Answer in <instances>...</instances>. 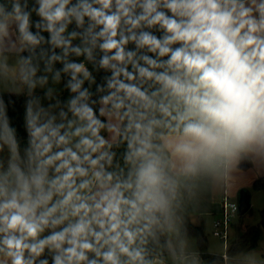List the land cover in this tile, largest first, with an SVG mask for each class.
Instances as JSON below:
<instances>
[{
	"label": "clouds",
	"instance_id": "clouds-1",
	"mask_svg": "<svg viewBox=\"0 0 264 264\" xmlns=\"http://www.w3.org/2000/svg\"><path fill=\"white\" fill-rule=\"evenodd\" d=\"M243 169L264 175V0H0V264H264L189 231L206 193L237 215Z\"/></svg>",
	"mask_w": 264,
	"mask_h": 264
},
{
	"label": "trees",
	"instance_id": "trees-1",
	"mask_svg": "<svg viewBox=\"0 0 264 264\" xmlns=\"http://www.w3.org/2000/svg\"><path fill=\"white\" fill-rule=\"evenodd\" d=\"M45 35H47V33H45ZM129 47L131 48L133 46L129 45ZM56 67H60V65L57 64ZM89 67H91V65H89ZM101 75H103V73L97 75L98 82H101L100 81ZM64 93L67 95L66 91H64ZM15 99H16L15 111L10 109V115L14 117V123L20 129L21 136H23V129H22L23 97H17ZM253 187L264 189V175H260L254 180ZM250 211L251 208L246 213L239 214L238 220H235L233 223L237 231V236L230 242V245L233 248L235 247L255 248L258 245L259 240L264 236V207L262 208V219L261 221H259V223H251L246 220V214L249 213ZM189 231H190V235L197 236L198 246L205 260H211L215 255L218 254V253L210 252L208 250L209 242L205 235L203 226L189 224Z\"/></svg>",
	"mask_w": 264,
	"mask_h": 264
},
{
	"label": "crops",
	"instance_id": "crops-1",
	"mask_svg": "<svg viewBox=\"0 0 264 264\" xmlns=\"http://www.w3.org/2000/svg\"><path fill=\"white\" fill-rule=\"evenodd\" d=\"M51 86L57 90H62V88H63V85L61 83L52 84ZM37 91L40 92V94H42L41 90L38 89ZM61 95L63 96V98L67 97V95L64 93V91L61 92ZM5 155H6V153H5ZM258 176H260V175H258L255 170H251V169L241 170L237 174V178H236L235 184L232 188V191L230 193V196H231V194L235 195L236 191H240V189H242V188H247L251 192L252 190L250 189V187H253V182ZM251 202H252V192H251ZM251 207H252V205H251ZM222 210H223L222 206L219 203L214 202V198H213L211 193H206L204 195V198H203L202 203H201V211H207L208 213H210V215H214L213 216L214 222L221 215ZM207 219L208 218L206 216H204V217L200 218L199 223L195 224V225L203 226V228L205 229L206 224L208 223ZM246 220L251 222V223H254V222H252V220H249L247 216H246ZM214 222H213V224H214ZM236 236H237V231L233 225L230 229V237L228 238L229 242H231ZM193 244H194V246L199 248L198 241L196 238L193 239ZM208 250L210 252H213V253H219V251L212 250L209 245H208Z\"/></svg>",
	"mask_w": 264,
	"mask_h": 264
},
{
	"label": "rangeland",
	"instance_id": "rangeland-1",
	"mask_svg": "<svg viewBox=\"0 0 264 264\" xmlns=\"http://www.w3.org/2000/svg\"><path fill=\"white\" fill-rule=\"evenodd\" d=\"M42 92V91H41ZM250 189L252 190V207H251V211L249 213L246 214V216L248 217L249 220H252V222L254 223H259L258 221H260L262 219V208L264 207V189L263 188H255V187H250ZM238 194L239 191H236L235 195L231 194V199H238ZM214 215H207L206 217L207 219V224H206V228L204 229L205 235L207 237V239L209 240V246L212 250H216V251H220V245H221V240L222 237H220L219 235H216L214 233V224H213V218ZM239 216L236 218V220H238ZM191 237L193 239H197L196 235H191ZM264 242V236L259 240L258 245L255 248H258L260 243Z\"/></svg>",
	"mask_w": 264,
	"mask_h": 264
},
{
	"label": "built area",
	"instance_id": "built-area-1",
	"mask_svg": "<svg viewBox=\"0 0 264 264\" xmlns=\"http://www.w3.org/2000/svg\"><path fill=\"white\" fill-rule=\"evenodd\" d=\"M234 200V202L237 204L238 209H239V201ZM239 216V211L235 217H229L227 220V223L225 224V218H224V211L222 210L221 215L215 220L214 222V233L216 235H219L220 237H223L225 233H227V238L230 237V229L233 226L234 221L236 218Z\"/></svg>",
	"mask_w": 264,
	"mask_h": 264
},
{
	"label": "water",
	"instance_id": "water-1",
	"mask_svg": "<svg viewBox=\"0 0 264 264\" xmlns=\"http://www.w3.org/2000/svg\"><path fill=\"white\" fill-rule=\"evenodd\" d=\"M238 201H239V214L246 213L252 205L251 192L247 188L240 189L238 195Z\"/></svg>",
	"mask_w": 264,
	"mask_h": 264
}]
</instances>
